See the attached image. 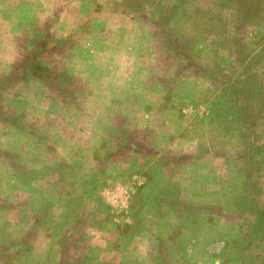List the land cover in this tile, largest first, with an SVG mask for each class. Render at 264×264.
Instances as JSON below:
<instances>
[{"label":"rangeland","instance_id":"rangeland-1","mask_svg":"<svg viewBox=\"0 0 264 264\" xmlns=\"http://www.w3.org/2000/svg\"><path fill=\"white\" fill-rule=\"evenodd\" d=\"M263 94L264 0H0V264H264Z\"/></svg>","mask_w":264,"mask_h":264},{"label":"trees","instance_id":"trees-1","mask_svg":"<svg viewBox=\"0 0 264 264\" xmlns=\"http://www.w3.org/2000/svg\"><path fill=\"white\" fill-rule=\"evenodd\" d=\"M244 13V11H241ZM160 16V15H159ZM165 18H163V16H160V22L162 23L164 21ZM247 19V18H246ZM244 21V20H243ZM261 53V57L258 60V57L256 58H251V60H254L256 62L261 61L263 62V57H262ZM239 56H242L241 53L238 54ZM244 58L247 59V56H244ZM245 61V60H243ZM30 67H31V71L34 74H37L41 77H45L48 78L50 75V68L47 67V65L41 63L40 61L35 60H31L29 62ZM250 95H257V94H262V91H249ZM264 95V94H263ZM230 102L235 103L236 101H240L239 98H241V94L240 91H238L237 89H234L233 91H230ZM244 102L243 106H236L234 105L232 108H230V112L231 114H229V116H231L232 118H235L236 120L240 119L243 120V122H245L246 124H251L253 125L257 119V115H251V114H255L257 111V106L255 105V109L253 107V104H251V102L253 100H248V97H246L245 99L242 100ZM232 105V104H231ZM249 107V108H247ZM264 109V104L260 107V110ZM229 110V109H228ZM251 115V117H250ZM251 118V119H250ZM227 119V117H226ZM257 164V168L255 170L261 171L260 168V163H256ZM257 185L256 180L251 176V174L247 175V185H246V190L251 192L252 189L255 188V186ZM245 200H247V203L245 204L246 206V212L245 214L247 216L252 215L253 218L246 217V219H248V227L251 228V232L248 234H246L247 238L244 240L247 245L245 246V249H247L248 247H251V245L254 242H259V243H263L264 244V206H258L257 204L259 203L258 199H254L253 197L250 198H246L243 197ZM238 208H240V206H238ZM241 209V208H240ZM253 220V221H251ZM242 227L244 228L245 226L242 225Z\"/></svg>","mask_w":264,"mask_h":264},{"label":"built area","instance_id":"built-area-1","mask_svg":"<svg viewBox=\"0 0 264 264\" xmlns=\"http://www.w3.org/2000/svg\"><path fill=\"white\" fill-rule=\"evenodd\" d=\"M117 189V195L119 194L118 199L116 198L117 196L113 194L112 201H114V203L110 202V205L113 207L114 213L119 214L127 209V197L129 195L124 187H118ZM116 208H119V210H115Z\"/></svg>","mask_w":264,"mask_h":264},{"label":"crops","instance_id":"crops-1","mask_svg":"<svg viewBox=\"0 0 264 264\" xmlns=\"http://www.w3.org/2000/svg\"><path fill=\"white\" fill-rule=\"evenodd\" d=\"M156 247V246H155ZM158 247V246H157Z\"/></svg>","mask_w":264,"mask_h":264}]
</instances>
